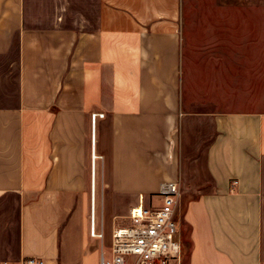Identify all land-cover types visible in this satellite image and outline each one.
I'll use <instances>...</instances> for the list:
<instances>
[{"label": "crops", "instance_id": "crops-1", "mask_svg": "<svg viewBox=\"0 0 264 264\" xmlns=\"http://www.w3.org/2000/svg\"><path fill=\"white\" fill-rule=\"evenodd\" d=\"M185 13L44 0L43 21L0 0V264H101L131 210L179 178L200 194L177 218L187 263L264 264V54L229 42L213 74Z\"/></svg>", "mask_w": 264, "mask_h": 264}, {"label": "rangeland", "instance_id": "rangeland-1", "mask_svg": "<svg viewBox=\"0 0 264 264\" xmlns=\"http://www.w3.org/2000/svg\"><path fill=\"white\" fill-rule=\"evenodd\" d=\"M31 2L34 19L44 21V0ZM185 5V34L193 50L195 64L199 65L200 61L203 64L210 63L212 73L215 74L223 50L232 49L229 42H255L257 50H262L264 54V47L260 45L264 42V0H185ZM258 71H263L264 74L263 67L258 68ZM197 82L200 85L201 80L198 79ZM215 97L214 95L213 98ZM240 102L244 103L243 100ZM179 181L182 196L178 216L184 213L189 201L200 195L190 188V184L187 188L181 178ZM181 238L182 264H188L190 243L186 228L182 229Z\"/></svg>", "mask_w": 264, "mask_h": 264}, {"label": "built area", "instance_id": "built-area-1", "mask_svg": "<svg viewBox=\"0 0 264 264\" xmlns=\"http://www.w3.org/2000/svg\"><path fill=\"white\" fill-rule=\"evenodd\" d=\"M104 114H93L91 124L92 142L95 144L97 120ZM96 156L93 152V168ZM238 185L234 181L232 187ZM162 202L146 207L141 204L130 212L131 223L118 227L113 232L111 256L102 255L101 264H181L183 246L179 238L177 221L181 200V182L172 180L164 183L158 193ZM91 235L103 238L95 224L94 207L91 216ZM23 264H45L43 260L29 258Z\"/></svg>", "mask_w": 264, "mask_h": 264}, {"label": "bare ground", "instance_id": "bare-ground-1", "mask_svg": "<svg viewBox=\"0 0 264 264\" xmlns=\"http://www.w3.org/2000/svg\"><path fill=\"white\" fill-rule=\"evenodd\" d=\"M94 190V189H93ZM97 190V189H96ZM92 195H94V194H92ZM95 197V196H94ZM94 199V198H93ZM94 201V200H93ZM96 204V203H95ZM94 205V204H93ZM91 231V230H90Z\"/></svg>", "mask_w": 264, "mask_h": 264}]
</instances>
